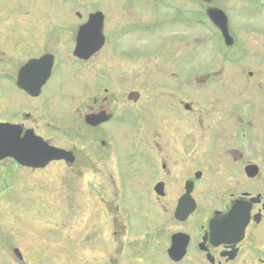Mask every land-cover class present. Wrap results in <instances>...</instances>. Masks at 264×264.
<instances>
[{"label": "flooded vegetation", "instance_id": "flooded-vegetation-1", "mask_svg": "<svg viewBox=\"0 0 264 264\" xmlns=\"http://www.w3.org/2000/svg\"><path fill=\"white\" fill-rule=\"evenodd\" d=\"M41 1L71 5L67 11L77 19L72 29L71 52L76 48L80 27L95 13L103 15L104 45L88 60L73 55L75 64H67L60 60L59 55L63 47L68 48V34L38 29L20 31L23 32V41L34 49L33 53L27 54L30 59L24 64H15L13 61L6 63L3 57H12L13 53L7 56L0 49V110L7 109L13 103L17 112L10 117H6L7 114L1 117L0 123L20 127L23 135L31 132L51 147L72 153L73 157L72 161H53L43 169L23 167L12 159H6L13 163L5 174L12 179L17 167L41 172L51 165L59 164L63 169L58 178L61 181H71L74 186L76 181L87 182L85 185L90 202L86 207L95 219L98 218L96 225L105 233L103 244L113 242L121 245L116 253L104 255L103 264H264V142L255 148L248 139L246 144L235 143L229 147L227 152L237 166V173L219 177L217 170L212 173L207 165L213 168V153L225 152L226 147H222L219 140L214 143V150L208 147L207 151L204 142L200 147L195 146L196 142L192 138L196 139L197 135L192 134L196 133L194 129L198 125L193 126L192 132L188 121L192 112L190 104L178 102L172 93H167V98L175 102L169 112L168 109L154 106L157 96L153 103H144L141 91H126V64H119L118 71L115 69L114 73L120 74L115 78L110 75L109 64L99 65L89 74L84 71L94 56L108 45L114 47L117 42L122 46L114 50L119 57L127 60L141 56L143 52L132 50L129 36L151 31L153 39L158 33V26L163 28L169 22L157 16L145 24L138 22L137 17L132 20L121 19L119 33L115 31L110 35L107 31V15L101 10L88 13L86 20L78 24V18H81L79 4L92 3V0ZM103 1L110 9L112 3ZM193 1L206 11V5ZM246 1L255 6H264V0ZM151 2L160 4L172 13L169 24H186L190 15L189 0ZM42 14L54 20L52 13L45 9ZM61 20L60 23L65 22V18ZM14 36L15 33L10 35L12 38ZM7 37L0 35L1 45ZM12 38H9L11 42ZM139 38L135 44L141 41ZM123 41H127L126 49ZM18 42L14 43L19 46ZM167 42H172V39ZM183 45L189 46L188 37ZM134 54L137 56L134 57ZM43 58L49 60L42 61ZM32 60L37 61L29 64ZM219 70L215 67L216 74L221 73ZM68 73L72 76V86L64 93L69 102L59 108L57 101L62 93L53 92L48 86L64 82ZM249 76L252 77L253 73L250 72ZM111 80L119 85V91H112ZM167 98L163 96L162 100ZM147 109H155L163 115L157 125L143 123L142 114ZM91 117H94L93 122L88 121ZM127 128H130L128 132L133 134L134 140L131 136H122ZM68 135H72L74 141L69 144L55 143L57 137ZM250 169L256 170L254 175H251ZM81 196L85 197L84 193ZM185 196L193 202L195 210L181 222L176 219V211ZM200 196H203V202ZM235 205L243 209V216L248 218L246 227L242 230L240 224L235 223L231 228L223 227L217 235H212L211 220L227 215ZM70 207L75 210L72 199L67 201V208ZM142 210L154 213L151 219L145 220V224L142 218L137 219ZM207 210L210 215L197 216L200 211L206 213ZM132 215L136 217L133 221ZM111 226L113 230L109 231ZM178 234L185 236L182 243L175 244L174 238ZM184 245L185 249L182 248ZM174 249L176 253L173 257ZM13 252L19 260H23L18 248H14Z\"/></svg>", "mask_w": 264, "mask_h": 264}, {"label": "rangeland", "instance_id": "rangeland-1", "mask_svg": "<svg viewBox=\"0 0 264 264\" xmlns=\"http://www.w3.org/2000/svg\"><path fill=\"white\" fill-rule=\"evenodd\" d=\"M92 1L79 4L81 18H78V24L86 20L88 13L101 10L107 15V31L110 35L115 31L119 33L121 19L132 20L137 17L138 22L145 24L157 16L170 23L172 16L167 9H163L160 4H153L151 0H106L112 3L110 9H107L108 5L103 0ZM189 3L190 15L186 24L166 23L163 28L158 26V33L153 39L151 31L129 36L132 50L143 52L141 56L127 60L119 57L115 49L122 46L117 42L114 47L108 45L94 56L84 71L89 74L99 65L109 64L110 75L114 77L119 74L114 73L119 64H126V91H141L144 103H153L157 96L154 106L168 109L169 112L175 102L167 98V93H172L178 102L190 104L192 112L188 121L192 132L193 126L198 125L194 129L196 133L192 134L197 135L196 139L192 138L196 142L195 146L200 147L204 142L206 150L208 147L214 150V143L219 140L226 151L213 153L212 163L217 165L207 167L212 173L217 170L219 177H226L227 173H237V166L227 152L229 147L251 140L256 148L264 142V6H255L246 0L214 2L213 5L227 15L230 32L235 39V45L226 48L219 41L218 32L205 17L203 7L193 0H189ZM122 6L125 7L124 11ZM70 7V4H49L41 0H0V35L9 36L5 43L0 44V49L7 56L13 53L12 57H3L4 61L24 64L30 59L27 54L33 53L34 49L23 41V32L20 31L47 29L68 34V50L63 47L59 56L67 64H75L71 51L72 29L77 19L68 13ZM44 9L52 13L54 20L42 14ZM63 18L65 22L60 23ZM13 33L15 36L12 38L10 35ZM139 37L141 41L135 44ZM186 37L189 38V46L183 45L186 44ZM9 38H12V42ZM171 39L172 42L168 43L167 40ZM16 41H19V46L14 43ZM31 41L34 42L32 38ZM126 44L127 41H123L124 49ZM215 67L221 73L216 74ZM250 72L253 73L252 77L249 76ZM71 86L70 73L64 82L48 86L53 92L62 93L57 101L59 108L69 102L64 92ZM111 88L117 92L120 87L115 80H111ZM163 96L167 99L162 100ZM0 111H3L0 112V118L6 114V117L17 114L13 103ZM142 118L143 123L150 126L157 125L163 115L155 109H147L143 111ZM128 130L130 128L122 136H131L134 140ZM71 137L53 139L56 138V144H69L74 141ZM12 163L11 160L0 163V264H103L106 253H116L121 245L113 242L103 244L105 233L96 225L98 218L95 219L86 207L90 202L85 185L87 182L76 181L74 186L71 181H61L58 178L63 169L59 164L51 165L41 172L17 167L11 179L5 172ZM83 193L85 197L81 196ZM69 199L75 206L74 211L71 207L67 208ZM200 200L203 202V196H200ZM199 214L210 215V212L200 211L197 216ZM153 215L142 210L137 219L142 218L145 224ZM131 217V221L136 218L134 215ZM109 229L112 231V226ZM14 248L22 253V261L14 254Z\"/></svg>", "mask_w": 264, "mask_h": 264}, {"label": "water", "instance_id": "water-1", "mask_svg": "<svg viewBox=\"0 0 264 264\" xmlns=\"http://www.w3.org/2000/svg\"><path fill=\"white\" fill-rule=\"evenodd\" d=\"M206 5H211L215 0H198ZM206 14L210 21L221 31L225 45L231 47L234 45V40L230 35L228 18L226 14L219 8L208 6ZM104 45L103 34V15L95 13L90 15L86 24L80 27L77 38V45L74 50V55L80 59L88 60L96 54ZM49 60L43 58L42 61ZM32 60L29 64L36 62ZM137 98V95H134ZM94 117L88 118L92 121ZM93 122V121H92ZM14 159L22 166L30 168H44L52 161L70 160L72 161V153L51 147L41 138L27 132L23 135L22 129L18 126L0 123V161L5 159ZM255 169H250L251 175L255 174ZM187 202L189 204L186 206ZM195 210L193 202L189 201V197L185 196L181 199L179 207L176 211V219L183 222ZM243 209L235 205L227 214L211 220L212 235H217L221 228H231L235 223L240 224L242 230L248 223V218L243 216ZM217 230V232H215ZM185 235L178 234L175 236V244L182 243V238ZM185 249V245L182 247ZM172 256L176 253V249L172 251ZM182 252V250H181ZM181 258V255H180ZM177 259V258H176Z\"/></svg>", "mask_w": 264, "mask_h": 264}]
</instances>
